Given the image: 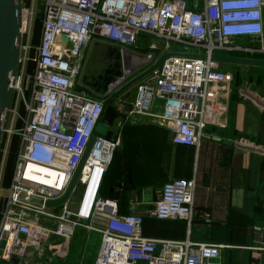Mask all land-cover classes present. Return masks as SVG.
Listing matches in <instances>:
<instances>
[{"label":"built area","instance_id":"obj_1","mask_svg":"<svg viewBox=\"0 0 264 264\" xmlns=\"http://www.w3.org/2000/svg\"><path fill=\"white\" fill-rule=\"evenodd\" d=\"M187 1L42 0L33 43L28 35L31 11L20 0L17 66L9 79L11 115L0 127V158L8 136L16 137L9 180L0 195V264L22 259L27 248L39 254L51 236L58 238L51 243L55 255L63 258L76 226L100 234L94 264H219L224 245L142 234L143 217L191 220L193 176L163 181L143 215L133 213L132 205L118 214L115 200L99 195L102 173L118 144L117 136L95 134L104 94H112L155 58L153 51L140 53L127 45L152 36L162 42L160 53H173L133 84L131 101L114 97L122 116L117 124L134 115L150 116L168 129L172 143L194 148L207 124L221 125L213 117L224 108L230 86L231 75L219 68L213 50L264 54V0H201L199 8ZM235 36L256 44H232ZM92 43L114 45L122 61L106 90H92L81 81L84 49ZM148 46L156 47L153 41ZM19 104L23 114L16 127ZM84 152L75 208L69 209L68 198L45 206L63 194Z\"/></svg>","mask_w":264,"mask_h":264},{"label":"crops","instance_id":"obj_2","mask_svg":"<svg viewBox=\"0 0 264 264\" xmlns=\"http://www.w3.org/2000/svg\"><path fill=\"white\" fill-rule=\"evenodd\" d=\"M187 2L192 8L202 4L201 0ZM237 65L233 72L223 69L231 79L224 108L213 117L220 118L221 125L207 124L197 148L172 143L168 129L150 116H130L120 125L117 122L122 116H116L112 138L117 136L118 144L113 154L118 152L119 159L112 166L110 160L104 169L99 195L115 200L118 214L127 213L132 205L133 213L143 215L162 181L193 176L191 220L151 221L143 235L224 245L219 249V264H264V65ZM153 103L157 106L156 100ZM122 162L129 167V181L121 183L117 199L108 190L111 186L115 189ZM168 169L167 176H156ZM51 237L56 244L58 238ZM21 260L12 258L5 264ZM59 264L76 263L60 260Z\"/></svg>","mask_w":264,"mask_h":264},{"label":"rangeland","instance_id":"obj_3","mask_svg":"<svg viewBox=\"0 0 264 264\" xmlns=\"http://www.w3.org/2000/svg\"><path fill=\"white\" fill-rule=\"evenodd\" d=\"M21 2L28 9V11H31V13L28 16V35H29L30 42L34 43L36 42L38 38V34H39L42 0H21ZM150 41H153L155 43L156 45L155 48H150L148 46V43ZM232 44L252 45L256 43H255V40L248 39L247 36H235L233 38ZM174 45L175 46L173 47H177V43H174ZM126 47L134 51L140 52V53H143L145 51H153L155 55H158V53L162 49V42L157 41L152 36H147V37L139 36L136 39V42L134 44L127 45ZM102 49H103V46L101 44H94V43L86 45L84 49L85 51L84 62H83V67L80 70L81 71L80 77H81V81L84 82V83L82 82L83 85L87 86L90 89H92L90 84L89 83L87 84L85 82L96 77L97 74L102 73L105 67V63L102 58ZM217 54L218 55H228L229 53L223 50H216V49L213 50V55H217ZM150 64H151L150 62L143 64L137 71L138 72L141 71L142 69L148 67ZM221 64L223 65L222 67H220ZM237 64L247 65L248 63H236V62H228V61L218 62L219 68L227 69V70H230L231 72H233L235 68H237L236 67L238 66ZM148 75L149 73L146 74V76ZM128 92L129 93L127 96H125V91L122 92L120 96L121 95L123 96L120 97V99H123L124 97L123 100L131 101L134 96L133 85H131L128 88ZM111 95L113 96V98L109 97L110 94H104V112H103L102 120L104 118L107 119L108 117H110L111 119L112 114H110L111 113L110 108L114 107L115 99L119 97L117 95L118 97L114 99L115 96L113 95V92ZM155 100L157 103H159L158 99H155ZM20 106L22 107V105L19 104L16 109V113L18 114V116H16L17 121H16V118L14 120V126L16 127L19 126L20 120L23 114V108L20 109ZM156 109L157 107L155 106L154 110ZM10 115H11V111H7L6 118L8 119ZM102 120L97 121L96 123L97 130H95V134L103 135V131H105L108 128L104 137L112 138V135L115 132V129L117 127L114 119L110 120V122H106L103 120L104 122L108 123V125H105L104 123H102L101 122ZM205 134H206V131H205V128H203L200 139L203 138ZM13 141H14V136L9 135L7 138V146H6L5 153L3 157L1 156L0 158V195L5 193V186L7 185L6 182H8L7 179L9 180L8 174L10 176L9 172H11V167L13 164L15 144H16V142L14 144ZM118 159H119V156L117 155L116 160ZM116 160L113 157L112 161L114 162ZM169 172H170L169 169L162 170L161 172H158L156 176L161 179L164 176H167ZM80 189H81L80 184L75 181L70 191V194L68 196V206L70 210H73L76 206L79 193H80ZM51 243H52V240L50 238L43 244L42 249H40L41 251L39 254L37 251L34 252L32 251L31 248H27L26 254H29L28 257L25 259H23L24 258L23 257L22 258L23 261L19 259L21 261H19V263L15 262V264H59L60 260H62L63 262L71 261L76 264H94V261L92 263V259L95 260V257H96V253H97L99 243H100V234L94 231L86 232L85 230H82L78 226H76L73 230V234L71 238L69 239L67 243V249H66L65 258H64L65 260L58 259V257L54 253L55 249L51 247L53 243L52 244ZM139 264H142V263H139Z\"/></svg>","mask_w":264,"mask_h":264},{"label":"water","instance_id":"obj_4","mask_svg":"<svg viewBox=\"0 0 264 264\" xmlns=\"http://www.w3.org/2000/svg\"><path fill=\"white\" fill-rule=\"evenodd\" d=\"M20 0H0V127L6 118L7 109L10 105L11 100V87L9 86V79L15 73L17 66V55H18V41L20 39V19H19ZM102 58L110 61L112 58L115 59L113 63H110L111 67L104 68L102 75H98L101 80V89L106 90L109 87V82L114 78L115 75L120 73L121 59L118 54V50L114 45L101 44ZM173 52H164L160 54L155 61H153L148 67L142 71L136 73L122 85H120L113 92L114 96L120 95L122 92L128 93V88L133 85L138 79L144 77L152 68L156 67L161 60L168 54ZM189 56H194L193 53H185ZM212 58L218 62L228 61L236 63H248L264 65V59L251 58V57H240L230 55H212ZM127 109L129 105L127 104ZM97 125L95 126V130ZM85 152L78 163L77 167L73 171L69 182L66 186L63 194L54 200H47L44 205L47 207L57 206L64 200H66L70 194L72 186L76 181L79 169L83 162ZM121 175L116 178L113 186L115 189L112 190V186L109 187V192L112 191L113 198L118 199V189L121 187V183L129 181V167L127 163L122 162ZM155 197L153 198L154 201Z\"/></svg>","mask_w":264,"mask_h":264},{"label":"trees","instance_id":"obj_5","mask_svg":"<svg viewBox=\"0 0 264 264\" xmlns=\"http://www.w3.org/2000/svg\"><path fill=\"white\" fill-rule=\"evenodd\" d=\"M223 51H225V50H223ZM229 54H232V55H240V56H251V57H255V58H263L264 59V54H258V53H253V54H249V53H247V52H242V51H227ZM87 83H89L90 85H94L93 84V82H88V81H86ZM99 83V87H97L96 86V84L94 85V87H95V89H99V91L100 90H102L101 89V80L98 82ZM109 97H111V98H113V96L110 94V96ZM109 107H111V106H109ZM20 109H22V107L20 106ZM110 111H111V113L110 114H112L111 115V119H110V117H108L107 119H103L104 121H106V122H110V120H113L116 116H118L119 115V112L117 111V109L115 108V105H114V107L113 108H110ZM103 112H104V103H103V110H102V113H101V116H100V120H102V116H103ZM102 120V121H103ZM16 121H17V119H16ZM13 136H14V141H13V143L15 144V142H16V137H15V135L14 134H12ZM117 155H118V152H116L115 154H113L112 155V159H111V164H110V166H112V164L115 162H113L112 160H113V157H114V159L116 160L117 159ZM10 173V172H9ZM8 178H9V174H8ZM7 181H8V179H7ZM163 182V181H162ZM162 182L159 184V186L162 184ZM7 183V182H6ZM101 195H103L102 193H101ZM103 196H105V195H103ZM106 196H108V195H106ZM151 221H162V220H156V219H151V218H146V217H144L143 218V221H142V234H147L148 233V231H149V229H150V226H151V224H150V222ZM181 222H185V221H181Z\"/></svg>","mask_w":264,"mask_h":264},{"label":"flooded vegetation","instance_id":"obj_6","mask_svg":"<svg viewBox=\"0 0 264 264\" xmlns=\"http://www.w3.org/2000/svg\"><path fill=\"white\" fill-rule=\"evenodd\" d=\"M103 61L105 63V67L104 68H106V67H111L110 63H113L115 61V59L112 58L110 61H107L106 59L103 58ZM98 75L101 76L102 73L97 74L96 77L90 79L88 82H93L94 81L93 84L95 85L97 83L96 86L99 87V83L98 82L100 81V78L98 77ZM85 83H87V82H85ZM94 85H90V86L92 87L93 90L99 91V89H95Z\"/></svg>","mask_w":264,"mask_h":264},{"label":"bare ground","instance_id":"obj_7","mask_svg":"<svg viewBox=\"0 0 264 264\" xmlns=\"http://www.w3.org/2000/svg\"><path fill=\"white\" fill-rule=\"evenodd\" d=\"M22 21H23V16H22V18L20 19V25L22 24ZM104 155L106 154L105 152L103 153ZM96 171H97V168H95L94 170H93V172L90 174V176H89V186H91V185H93V183L95 182V179H96V175H97V173H96Z\"/></svg>","mask_w":264,"mask_h":264}]
</instances>
